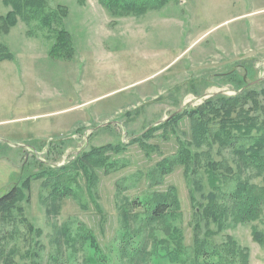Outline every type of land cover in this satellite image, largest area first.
<instances>
[{
  "label": "rangeland",
  "instance_id": "obj_1",
  "mask_svg": "<svg viewBox=\"0 0 264 264\" xmlns=\"http://www.w3.org/2000/svg\"><path fill=\"white\" fill-rule=\"evenodd\" d=\"M47 1L50 25L17 16L0 26V195L14 184L23 191L0 208V264H198L205 246L236 264H264L254 235L264 222L240 220L226 193L262 178L215 136L240 108L264 119V78L252 101L225 118L219 111L205 133L190 112L264 76V0L116 12L101 0ZM10 9L0 0V16ZM52 179L74 193L54 194ZM173 193L160 218L133 203Z\"/></svg>",
  "mask_w": 264,
  "mask_h": 264
},
{
  "label": "trees",
  "instance_id": "obj_2",
  "mask_svg": "<svg viewBox=\"0 0 264 264\" xmlns=\"http://www.w3.org/2000/svg\"><path fill=\"white\" fill-rule=\"evenodd\" d=\"M101 1L115 12L120 9L125 11L143 10L149 7L151 3L162 5L167 2V0ZM7 3L10 4L11 9L6 15L0 16L2 19L0 26L3 30H7L11 25L15 24L17 22V16H20L27 21L34 18H40V20H44L45 23L49 22L52 17V15L45 13V10L48 7L47 0H7ZM57 9L52 10L51 12L56 13L58 12ZM64 12L63 14L65 16L67 14L66 9ZM57 16L55 14L54 19H57ZM57 22L61 23L59 21ZM50 24L51 22H49L48 25ZM59 33L61 45L64 47L69 41L68 30L61 27ZM253 86H245V88L241 89L236 95L224 96L222 94H216L207 99L201 106L192 109L190 112L196 124L194 127L201 130L202 133H205L209 130L210 125L217 122L216 119L219 111L222 113L219 114L218 118L231 116L234 113V107L237 102H243V104H245L246 100L252 101L253 98L257 96L258 93H256ZM261 93L264 94V91L262 90ZM258 104V102H254L253 110L258 108ZM238 113L237 117L232 116L234 117L232 119L234 124L226 123L224 128L217 132L215 136L217 135L221 139L223 136V142L233 146L236 151L241 153L244 159L243 161H245L247 165L251 164L256 167L257 173L254 176L261 177L262 183H257L255 181L251 182V176L245 179H239L233 188L226 191L229 196L228 207L235 210V214L240 220L256 221L261 219L264 222V119L259 122L258 118H255L254 116L252 117L251 113L243 108H240ZM253 129H256V135L250 134ZM185 151L192 154L193 150L192 148L187 147ZM91 154L92 153L89 155ZM195 157H197V154L196 156L194 154L193 158L190 157L189 166L192 167L191 161H194ZM214 163H207L212 180L217 173L211 168V165ZM171 167L172 164L163 168L167 171ZM222 168L223 167H220L219 170L223 171L221 170ZM51 175L53 176L54 173H51ZM223 175L226 176L225 173H223ZM63 179H52L47 182V185L54 194L65 197L69 194H73L75 187ZM22 192L21 186L14 184L9 191L0 195V208H10L14 206ZM165 196H161V198L154 196L153 194L145 197L136 196L133 203L135 206L141 208V213L143 216L148 217L147 219H156L164 216L168 210L176 204L177 196L174 193ZM211 205H213L212 202ZM208 207L209 206H206V208ZM254 235L258 240L264 242L263 231L256 229ZM224 252L225 251H221L219 248H209L205 246L200 251L201 258L198 264H236L234 260L230 259Z\"/></svg>",
  "mask_w": 264,
  "mask_h": 264
},
{
  "label": "water",
  "instance_id": "obj_3",
  "mask_svg": "<svg viewBox=\"0 0 264 264\" xmlns=\"http://www.w3.org/2000/svg\"><path fill=\"white\" fill-rule=\"evenodd\" d=\"M262 78H264V76H263V77H261V78H259V79H257V80H255V81H253V82H250V83H249V85H252V84H254V83H256V82L260 81Z\"/></svg>",
  "mask_w": 264,
  "mask_h": 264
}]
</instances>
